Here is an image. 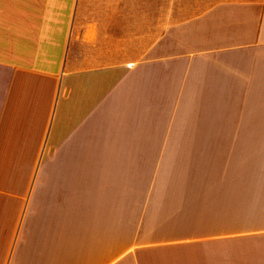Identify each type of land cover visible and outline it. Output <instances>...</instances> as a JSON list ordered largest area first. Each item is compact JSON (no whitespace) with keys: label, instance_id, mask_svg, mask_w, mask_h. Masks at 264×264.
<instances>
[{"label":"crops","instance_id":"obj_1","mask_svg":"<svg viewBox=\"0 0 264 264\" xmlns=\"http://www.w3.org/2000/svg\"><path fill=\"white\" fill-rule=\"evenodd\" d=\"M9 2L0 264H264V0H203L121 63Z\"/></svg>","mask_w":264,"mask_h":264},{"label":"rangeland","instance_id":"obj_2","mask_svg":"<svg viewBox=\"0 0 264 264\" xmlns=\"http://www.w3.org/2000/svg\"><path fill=\"white\" fill-rule=\"evenodd\" d=\"M10 0H0L7 5ZM17 4L39 7L42 10L70 8L71 31L82 30V42L98 40L96 47L104 45L107 53L118 50V61L130 62L142 53L166 25L180 21L181 17L197 13L203 0H16ZM16 3V2H15ZM76 10V12H75ZM66 19V18H64ZM83 44V43H82ZM89 49V47H87ZM95 47H91L93 49ZM85 47H82L84 52ZM89 53V52H88ZM95 55H93L94 57ZM100 59L102 55H99ZM114 61V59H113Z\"/></svg>","mask_w":264,"mask_h":264}]
</instances>
